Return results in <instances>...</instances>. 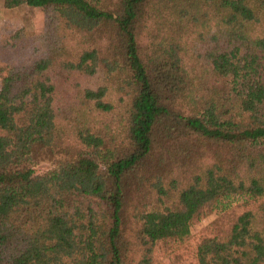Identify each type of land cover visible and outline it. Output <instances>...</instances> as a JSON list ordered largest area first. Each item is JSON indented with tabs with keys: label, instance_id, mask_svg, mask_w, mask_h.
<instances>
[{
	"label": "trees",
	"instance_id": "obj_1",
	"mask_svg": "<svg viewBox=\"0 0 264 264\" xmlns=\"http://www.w3.org/2000/svg\"><path fill=\"white\" fill-rule=\"evenodd\" d=\"M2 5L0 264H264V0Z\"/></svg>",
	"mask_w": 264,
	"mask_h": 264
},
{
	"label": "rangeland",
	"instance_id": "obj_2",
	"mask_svg": "<svg viewBox=\"0 0 264 264\" xmlns=\"http://www.w3.org/2000/svg\"><path fill=\"white\" fill-rule=\"evenodd\" d=\"M25 28L29 31L40 32L44 28V14L41 9L32 7H20L16 9H4L2 0H0V37L5 34L14 33L17 30ZM7 68L0 71V82L6 77ZM52 164L47 160H42L37 166L38 171L48 170ZM219 214L213 213L211 216L195 225L192 231L195 235H200L202 230L207 226H211L213 221L217 219ZM165 262H169L167 259Z\"/></svg>",
	"mask_w": 264,
	"mask_h": 264
}]
</instances>
